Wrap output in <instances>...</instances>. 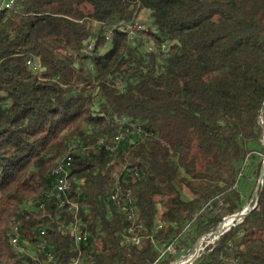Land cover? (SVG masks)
I'll return each mask as SVG.
<instances>
[{
	"label": "trees",
	"instance_id": "16d2710c",
	"mask_svg": "<svg viewBox=\"0 0 264 264\" xmlns=\"http://www.w3.org/2000/svg\"><path fill=\"white\" fill-rule=\"evenodd\" d=\"M3 4L0 264H41L11 246L13 218L19 245L30 250L46 244L55 264H70L79 252L78 264H152L211 198L221 196L223 215L241 211L237 177L253 169L256 158L257 177L264 166L256 155L263 153L264 136V0ZM142 11L151 22L147 46L167 42V55L145 52L125 29L113 27ZM104 26L111 27L107 42ZM29 59L37 60L38 70L27 66ZM122 116L148 137L123 139L112 153L99 149L95 141L112 136ZM74 140L87 145L69 170L76 217L87 233L79 252L67 230L74 214L44 199L53 183L51 168ZM124 165L139 175L116 182L135 193L137 214L152 237L133 248L121 246L127 223L108 199L113 174ZM262 180L248 215L188 264H264V175ZM220 221L200 216L190 232L199 238ZM158 222L162 228L156 231ZM39 229L46 238L38 237Z\"/></svg>",
	"mask_w": 264,
	"mask_h": 264
},
{
	"label": "built area",
	"instance_id": "2783aa9c",
	"mask_svg": "<svg viewBox=\"0 0 264 264\" xmlns=\"http://www.w3.org/2000/svg\"><path fill=\"white\" fill-rule=\"evenodd\" d=\"M2 3H9V9L13 6L14 0H3ZM1 3V5H2ZM118 29H127L129 31V36L132 37V44H141L143 50L148 53H159L162 55H167V49L169 45L167 42H163L158 45L157 48H148L146 47V39H150L149 36L145 33L146 28L141 24L137 19L122 20L119 21L115 26ZM111 27H103V38L107 42V35H110ZM87 52L89 51V44L86 46ZM27 66L33 71L39 69L37 60H27ZM117 87L120 90H123L121 84H117ZM116 123V132L112 136H102V140L95 141L99 142L100 145H107V152H112L116 144L119 143L120 139H129L131 141H139L148 137V132H146L143 127L138 124L136 121L122 116L117 118ZM264 137V136H263ZM71 151H66L62 156V159L58 162V166L54 168L52 173L53 183L52 187L48 190L47 195L44 199L51 201L55 207H61L62 209H69L72 214H74V222L68 227V233L73 240V244L76 247V250L79 252V246L81 243L87 241V233L80 230L83 225H81L76 217L78 206L75 205V201L71 197V190H66V180L68 175L71 172H68V165H73V156L77 153H83L86 151L87 145H75V140L71 143ZM118 174H113V184L112 189L109 192L108 199L109 201L116 206L117 211L125 219L127 226L120 234V244L124 248H133L139 247L143 240L151 239L152 237L146 235V227L143 220L138 216L136 210V201L135 193L125 194V191H118L116 187V180L118 177H126L130 179L132 175H139L136 168L129 166H122ZM239 174L238 177H240ZM237 183V182H236ZM236 183L234 187L236 186ZM74 184V189H75ZM233 187V188H234ZM73 189V190H74ZM40 208V204L38 206ZM225 210V204L220 195H217L210 200H208L200 209V211L193 215L190 220H188L183 226L180 233L170 241L164 249L158 250V256L152 264H159L163 260L173 258L178 252L177 242L182 236L190 232L192 227L196 224L198 217L200 216H210L213 218L221 217V221L216 229L212 230L210 233L200 236L195 244L189 249L185 250L181 258L175 260L171 264H188L193 263L199 255L203 252L205 246L215 243L220 236L229 231L230 228L234 227L236 224L242 221L241 218L236 217V213L232 215H223ZM231 220L228 224L225 222ZM162 228L161 223L156 224V231ZM16 243L19 245L20 234H19V225L15 224V233ZM38 237L40 239L46 238V231H38ZM31 258H38L41 261V264H55L56 258L54 253L51 251L50 247L46 244L38 245L33 247L27 252ZM80 256V252H79ZM78 259L73 261L70 264H78Z\"/></svg>",
	"mask_w": 264,
	"mask_h": 264
},
{
	"label": "rangeland",
	"instance_id": "374dc122",
	"mask_svg": "<svg viewBox=\"0 0 264 264\" xmlns=\"http://www.w3.org/2000/svg\"><path fill=\"white\" fill-rule=\"evenodd\" d=\"M3 0H0V6ZM141 24H143V26L145 28L150 27L151 22H150V18L148 16V11H142L138 17L136 18ZM99 27L98 24L93 23V28L97 29ZM150 45L146 47L149 48ZM261 144L263 147V153L262 154H256L257 156H259V159H262L264 162V137H262L261 139ZM259 148V147H258ZM259 150V149H258ZM258 159H254V162L252 163V167L253 169H249L246 170L244 169L241 173L242 176L240 175V177H237L236 181V186L234 188V190L239 194V202H240V206H241V210L246 208L247 210H249L252 206H254L255 202L253 200V193L254 190L256 188V184L259 180V177H257L256 173H255V165L257 164ZM121 168H117V170L120 171ZM263 181V180H262ZM22 208H20V211H22ZM158 210V215L160 214V212H162V208L160 206H158L157 208ZM238 213V212H237ZM17 220L15 218H13L11 225H10V229H12L14 227V225L16 224ZM227 223V221L225 222ZM191 231V230H190ZM198 238H196V236L194 234H192V232L186 233V234H182V236L180 237V239L177 242V254L175 257L170 258V262L168 264H171L172 262H174L175 260H178L181 258L182 253L189 249L190 247H192L195 242L197 241ZM23 252H29V245H27L26 243H22L19 246V249Z\"/></svg>",
	"mask_w": 264,
	"mask_h": 264
},
{
	"label": "bare ground",
	"instance_id": "6f19581e",
	"mask_svg": "<svg viewBox=\"0 0 264 264\" xmlns=\"http://www.w3.org/2000/svg\"><path fill=\"white\" fill-rule=\"evenodd\" d=\"M3 8H5V9H9V3H4V4H3ZM125 30L127 31L128 35H129V31H128L127 29H125ZM90 48H91V46H89V49H90ZM100 140H102V138L99 139L98 141H100ZM122 140H123V139H120L119 143L116 144V147H114V149L112 150V152H115L116 150L119 149V147H120V143H121ZM97 143H98V145H99V142H97ZM100 147H102V149H103L104 151H107V145H100ZM70 150H71V149H70ZM112 152H111V153H112ZM61 159H62V158H60V159H59V160L53 165V167L51 168V172H50L51 176H52V173H53L54 168H56V167L58 166V162H59ZM71 166H72V165H68V172H69ZM137 172H138V171H137ZM132 177L136 178V177H138V175H132ZM116 187L118 188V191H125V194H133L131 191L124 190V189H123V188H122L117 182H116ZM66 190H71V191H72V183H71V181L69 180V175H68V179L66 180ZM47 193H48V190L45 192L44 197L47 195ZM75 205H76V204H75ZM57 208H58V209H61V207H57ZM230 221H231V220L229 219V220L227 221L226 224H228ZM38 231H43V229H39ZM14 233H15V227L12 229V232H11L10 244H11V246H13V247H17L18 244L16 243V237H15Z\"/></svg>",
	"mask_w": 264,
	"mask_h": 264
},
{
	"label": "water",
	"instance_id": "95a60500",
	"mask_svg": "<svg viewBox=\"0 0 264 264\" xmlns=\"http://www.w3.org/2000/svg\"><path fill=\"white\" fill-rule=\"evenodd\" d=\"M263 164H264V162H263ZM263 175H264V166H263V169H262V171H261V173H260V175H259V180H258V182H257V184H256V188H255L254 193H253V200H254L255 203H256V199H257V191H258V189H259V186H260L261 183H262ZM254 207H255V204H254V206H252L249 210H247L246 208L242 209L240 212L236 213V217H239V218L243 219L245 216L248 215V213H249Z\"/></svg>",
	"mask_w": 264,
	"mask_h": 264
}]
</instances>
